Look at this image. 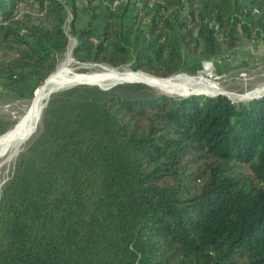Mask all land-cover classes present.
I'll return each instance as SVG.
<instances>
[{"label": "trees", "instance_id": "16d2710c", "mask_svg": "<svg viewBox=\"0 0 264 264\" xmlns=\"http://www.w3.org/2000/svg\"><path fill=\"white\" fill-rule=\"evenodd\" d=\"M242 38L264 44V0H0V102L28 106L73 46L169 79ZM0 264H264V96L51 95L2 190Z\"/></svg>", "mask_w": 264, "mask_h": 264}, {"label": "rangeland", "instance_id": "374dc122", "mask_svg": "<svg viewBox=\"0 0 264 264\" xmlns=\"http://www.w3.org/2000/svg\"><path fill=\"white\" fill-rule=\"evenodd\" d=\"M68 53L61 64H63V62L67 60ZM70 67L74 71L73 73L76 75H88L96 72H105V71L133 72L129 67H126L123 70H116V69H112L108 67H100L96 65L84 66V65H80L76 61H74L73 64L70 65ZM133 73H142V72H133ZM174 78L185 79V80L191 78H201L202 80H200L201 84L198 85V87H194L187 90H180V91H164L142 82H136V83L151 87L160 94L175 98H180V99L188 98L191 96H199L206 98H216L218 96H225L235 103H240V102H248L254 99L262 98L264 96V44L260 46H253L251 42H248L242 38L238 46L236 47L234 53L232 51H227L222 59L218 61L205 62L203 65V70L199 72L197 75L190 76V75L181 74L174 76ZM127 81L131 82L137 80H127ZM130 84L133 83L118 82L111 85L110 84L99 85L97 83H95L94 85L77 84L69 88L60 89L59 92L78 86H97L100 87L101 89L108 90L117 85H130ZM200 88H202L201 91H199ZM208 91H210V94ZM32 102L33 100L30 102L28 106H24L20 102H13V101L0 102V117L6 118L5 121L16 120L15 125L8 132L13 130L19 124L21 119H23L26 116L32 105ZM8 132H6L5 134H7ZM4 135H1L0 139ZM33 137L24 145L20 153L27 147V145L30 143ZM19 154L16 157H14L12 161L8 163L0 162V197L4 185L11 177L13 166L16 160L18 159Z\"/></svg>", "mask_w": 264, "mask_h": 264}, {"label": "bare ground", "instance_id": "6f19581e", "mask_svg": "<svg viewBox=\"0 0 264 264\" xmlns=\"http://www.w3.org/2000/svg\"><path fill=\"white\" fill-rule=\"evenodd\" d=\"M71 59L72 58L68 53L67 60L63 62V64H61V66H59L58 69L49 77L45 85L41 86L35 92V98L26 116L21 119L19 124L13 130L5 134L0 139V162L8 163L12 161L13 158L20 153L24 145L33 137L38 129L45 105L54 91L69 88L80 83L111 85L118 82H125L127 80H137L133 82H142L164 91H180L198 87V85L201 84L200 80H202L201 78H191L185 80L174 77L172 79H155L149 75L141 73L133 74L131 71H105L88 75H76L70 67V65L73 64V60ZM202 88H200L199 91H201ZM208 92L210 94V91Z\"/></svg>", "mask_w": 264, "mask_h": 264}, {"label": "water", "instance_id": "95a60500", "mask_svg": "<svg viewBox=\"0 0 264 264\" xmlns=\"http://www.w3.org/2000/svg\"><path fill=\"white\" fill-rule=\"evenodd\" d=\"M74 49V46L71 48V50L69 51V55L71 56V58H72V50ZM71 60H73V62L75 61L73 58L71 59ZM133 73V72H132ZM133 74H135V73H133ZM142 74V73H141ZM152 77V76H151ZM153 78H155V77H153ZM155 79H159V78H155ZM169 79H172V78H169ZM48 80V79H47ZM47 80L45 81V83L47 82ZM45 83L43 84V85H45ZM120 83H133V84H137L136 82H133V81H131V82H128V81H125V82H120ZM95 83H80V84H78V85H94ZM39 89V88H38ZM37 89V90H38ZM36 90V91H37ZM35 91V92H36ZM60 90H57V91H54V93H52V95L53 94H56V93H58Z\"/></svg>", "mask_w": 264, "mask_h": 264}]
</instances>
